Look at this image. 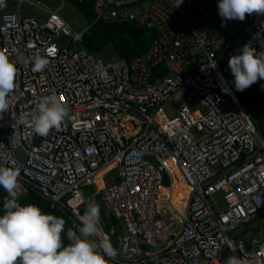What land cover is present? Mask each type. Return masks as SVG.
Here are the masks:
<instances>
[{"label":"built area","instance_id":"2783aa9c","mask_svg":"<svg viewBox=\"0 0 264 264\" xmlns=\"http://www.w3.org/2000/svg\"><path fill=\"white\" fill-rule=\"evenodd\" d=\"M93 2L96 22L152 31L149 49L132 62L106 63L74 51L89 29L79 34L48 10L47 22L25 17L29 0H0V52L17 68L0 117V166L19 167L18 193L35 189L74 227L99 195L128 233L111 227L115 245L100 221L93 239L111 241L117 255L110 264H227L230 256L264 264V139L229 67L246 44L264 52V14L222 26L217 0ZM37 56L48 60L42 72L32 70ZM52 94L69 111L59 130L39 137L30 123L13 127L22 114L31 121ZM173 170L191 191L184 211L173 204ZM84 186L96 187L91 199ZM221 193L225 210L216 207Z\"/></svg>","mask_w":264,"mask_h":264},{"label":"clouds","instance_id":"9594fccd","mask_svg":"<svg viewBox=\"0 0 264 264\" xmlns=\"http://www.w3.org/2000/svg\"><path fill=\"white\" fill-rule=\"evenodd\" d=\"M217 6L222 26L229 20L243 21L246 15L264 14V0H217ZM47 64L46 58L37 56L32 70L42 72ZM215 67L213 61L212 68ZM229 67L234 76L232 84L235 90L243 92L264 80V52L258 53L246 44L239 54L230 58ZM16 73L15 63L0 52V117L9 109L16 88ZM222 91L232 94L228 87H222ZM68 117L67 106L52 94L40 99L31 121L22 114L13 127L17 130L19 126L30 123L39 137H47L50 130H59ZM19 177V167L0 166V188L7 193L0 208V264H110L117 255L111 241L107 237L99 241L93 239L98 235L101 221L96 202L78 217L81 224L76 230H66V244L65 219L45 213L38 205L22 204L18 195ZM227 264L246 262L230 256Z\"/></svg>","mask_w":264,"mask_h":264},{"label":"trees","instance_id":"16d2710c","mask_svg":"<svg viewBox=\"0 0 264 264\" xmlns=\"http://www.w3.org/2000/svg\"><path fill=\"white\" fill-rule=\"evenodd\" d=\"M77 7L79 12L87 19L90 24L88 32L84 35L83 47L89 52L100 56L102 52L108 48L109 45L114 46L115 50L119 54L121 59L133 61L136 58L142 56L151 46L152 40L154 39L153 32L140 27L135 22L127 23H101L96 22V15L94 12L93 0H85L80 2L79 0H66ZM264 80H259L243 92H237V95L244 106L246 112L249 114L251 119L254 121L261 137L264 139ZM176 177V183L181 186L184 192L182 204H175V206L181 210H184L187 206L188 191L179 176L174 172ZM99 187H102L99 184ZM168 193V190H165ZM7 195L4 189L0 188V208H2L3 198ZM20 202L22 204H35L38 205L45 213L51 214L58 218H63L66 221L65 224V235L64 242L67 244L66 230L73 228L74 224L66 211L59 208H53L52 204L45 200L35 189L28 188V190L19 195ZM97 206L101 212L102 222H106V228L118 225L119 221L116 218H108L106 213L100 204V196L97 195ZM85 208L82 209L84 212ZM112 222V225L109 224ZM121 228V227H120Z\"/></svg>","mask_w":264,"mask_h":264},{"label":"rangeland","instance_id":"374dc122","mask_svg":"<svg viewBox=\"0 0 264 264\" xmlns=\"http://www.w3.org/2000/svg\"><path fill=\"white\" fill-rule=\"evenodd\" d=\"M30 3H25L23 5V15L25 17H33L37 19L39 22H47L50 17V14L46 12V10L50 12H57L62 19H64L77 33H82L87 31L90 28V24L87 19L79 12L76 6L67 2L66 0H29ZM32 3V4H31ZM66 40L63 39L62 42ZM82 44H77L74 46V51H79L83 49ZM100 57L106 62H117L121 58L117 51L115 50L114 46L109 45L106 48ZM164 111L166 112L168 117H172L176 114V108L173 105L166 104L163 106ZM165 120V118H161ZM103 174L98 179V183L102 186L103 181ZM95 186H84L82 187L83 193L86 195L87 198L91 199L92 196L96 193ZM184 197V192L181 189V186L176 183L175 185V192H174V199L173 201L175 204H182ZM216 207L225 210L227 208V204L225 201L224 194H217L215 196ZM106 213V212H105ZM106 216L111 219V217L106 213ZM261 223L264 225V216L261 218ZM109 224L112 225V222L109 221ZM113 227V226H111ZM110 227V229H111ZM116 227V226H114ZM121 227V228H120ZM107 231V230H106ZM117 233L121 234L122 236H126L127 230L118 223L116 227ZM111 239L115 245H117L116 239L114 234H112V229L110 230ZM252 236V231L250 232L249 238ZM262 238L264 237L263 234L261 235Z\"/></svg>","mask_w":264,"mask_h":264},{"label":"bare ground","instance_id":"6f19581e","mask_svg":"<svg viewBox=\"0 0 264 264\" xmlns=\"http://www.w3.org/2000/svg\"><path fill=\"white\" fill-rule=\"evenodd\" d=\"M106 172V171H105ZM174 172L179 176V178L181 179V181L183 182V184H184V186H185V188L188 190V191H190V188L186 185V183L184 182V180H183V178H182V176L179 174V172L177 171V170H174ZM175 185H176V182H174V192H175ZM102 187H103V181H102ZM102 187H100V188H102ZM174 192H173V194H174ZM190 193H191V191H190ZM189 196H190V194H189ZM189 196H188V199H189ZM173 199H174V196H173ZM77 202H79V201H77ZM173 204L175 205V202L173 201ZM187 204H188V201H187ZM176 207V206H175ZM177 208V207H176ZM179 209V208H178ZM186 209V208H185ZM184 209V210H185ZM181 210V209H180ZM184 210H181V211H184Z\"/></svg>","mask_w":264,"mask_h":264},{"label":"crops","instance_id":"0c3cea01","mask_svg":"<svg viewBox=\"0 0 264 264\" xmlns=\"http://www.w3.org/2000/svg\"><path fill=\"white\" fill-rule=\"evenodd\" d=\"M18 195H21V193H18ZM101 222H102V220H101ZM104 225H105V230H107V228H106V222H102ZM110 228H108V230L106 231V235H108V237L110 236V239H111V233H110ZM112 240V239H111Z\"/></svg>","mask_w":264,"mask_h":264},{"label":"water","instance_id":"95a60500","mask_svg":"<svg viewBox=\"0 0 264 264\" xmlns=\"http://www.w3.org/2000/svg\"><path fill=\"white\" fill-rule=\"evenodd\" d=\"M234 80V77L232 78V80L231 81H233Z\"/></svg>","mask_w":264,"mask_h":264}]
</instances>
